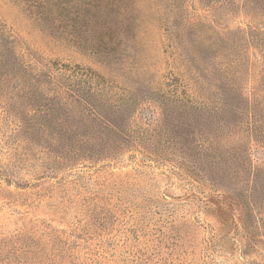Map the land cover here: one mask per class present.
Here are the masks:
<instances>
[{
	"label": "rangeland",
	"instance_id": "374dc122",
	"mask_svg": "<svg viewBox=\"0 0 264 264\" xmlns=\"http://www.w3.org/2000/svg\"><path fill=\"white\" fill-rule=\"evenodd\" d=\"M0 64V264H264V0H0Z\"/></svg>",
	"mask_w": 264,
	"mask_h": 264
},
{
	"label": "trees",
	"instance_id": "16d2710c",
	"mask_svg": "<svg viewBox=\"0 0 264 264\" xmlns=\"http://www.w3.org/2000/svg\"><path fill=\"white\" fill-rule=\"evenodd\" d=\"M7 67V66H6ZM5 66H2V64H0V70H3L6 68ZM7 69V68H6ZM3 77V78H2ZM0 90L3 88V85L7 86V84H11V80H12V76L11 74H7L5 72H3V74L0 73Z\"/></svg>",
	"mask_w": 264,
	"mask_h": 264
}]
</instances>
